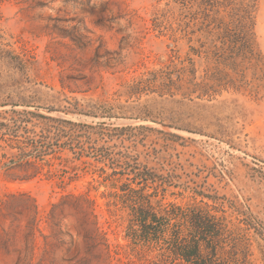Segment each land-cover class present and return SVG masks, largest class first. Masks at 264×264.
Segmentation results:
<instances>
[{"label":"rangeland","instance_id":"1","mask_svg":"<svg viewBox=\"0 0 264 264\" xmlns=\"http://www.w3.org/2000/svg\"><path fill=\"white\" fill-rule=\"evenodd\" d=\"M197 1L0 0V264H151L168 251L115 204L125 166L80 157L82 145L170 180L163 203L210 202L188 187L247 211L259 224L239 237L247 261L223 264H264V0L256 59L236 65L205 37Z\"/></svg>","mask_w":264,"mask_h":264},{"label":"trees","instance_id":"2","mask_svg":"<svg viewBox=\"0 0 264 264\" xmlns=\"http://www.w3.org/2000/svg\"><path fill=\"white\" fill-rule=\"evenodd\" d=\"M256 0H198L205 37L226 46L230 52V62L234 65L252 62L255 57L253 12ZM211 45L210 48L213 46ZM220 46V45H219ZM217 45H214L218 49ZM216 50V49H215ZM213 52L212 54H214ZM212 75V74H211ZM210 76V75H207ZM38 117H43L37 114ZM61 122L72 124L70 121ZM138 128H146L140 126ZM118 132L132 130L131 127L115 128ZM172 136L174 134H171ZM56 134L55 144L58 149L73 148L68 140L61 141ZM71 141V140H69ZM79 146V156L85 153L88 157L102 158L115 171L118 163H122L131 175L130 183L123 184L116 194V203L127 211L129 229L142 241L154 245L160 240L170 248L166 253H156L150 260L151 264H223L231 256L229 252L238 255L246 262L247 248L243 240L242 230L258 231L257 220L247 211L233 204L224 196L204 193L194 188H184L210 200V202L186 203L179 205L162 200L171 181L160 178L149 169H141L137 164L121 161L109 154L98 153L95 146L89 148ZM44 151V150H43ZM22 157H37L33 145L27 152H21ZM126 157V156H125ZM134 183L135 186H131ZM142 184L144 186H142ZM160 184L164 193L160 198L144 193V187L153 188ZM152 185V186H150ZM191 189V190H190ZM242 226L244 228L242 229ZM227 240V241H226ZM229 244V246H226ZM233 259V258H232Z\"/></svg>","mask_w":264,"mask_h":264}]
</instances>
